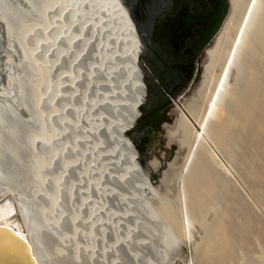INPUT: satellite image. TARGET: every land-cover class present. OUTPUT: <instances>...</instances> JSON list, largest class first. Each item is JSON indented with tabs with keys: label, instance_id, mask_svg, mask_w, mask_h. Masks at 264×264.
Listing matches in <instances>:
<instances>
[{
	"label": "bare ground",
	"instance_id": "6f19581e",
	"mask_svg": "<svg viewBox=\"0 0 264 264\" xmlns=\"http://www.w3.org/2000/svg\"><path fill=\"white\" fill-rule=\"evenodd\" d=\"M27 3L29 7L13 0H0V15L7 38L16 41L18 47L15 52L19 51L16 52L19 59L10 64L17 66L19 72L8 73L9 85L7 90L0 93L8 94L13 82L17 84L20 93L17 100L20 104L7 98L9 96L6 94L3 95L4 99L0 98V224L25 233L38 264H54L41 235L44 231L48 236L56 235L60 223L67 222L71 227L65 233L62 232L63 235L59 233L57 239L60 242L54 243L56 248L53 251L61 258L69 237L73 263L81 264L77 259L81 248L87 253L94 248L95 242L90 241L89 236L94 234L91 228L95 226V219L98 216L100 219L107 216L108 220L112 217L101 209V200H96L108 190L105 186L108 181L103 183L106 180L101 181V178L108 173L106 166L109 157L106 155L104 163L100 161L99 151L95 153L94 150L97 142L95 145L93 141L94 146L89 150L83 147V142H86L83 138H87L90 126L95 122L92 115L82 114L85 95L76 93L80 89L77 84L86 88L90 71L100 69L104 56L99 54L97 62L93 66L88 65L89 68H83L79 63L84 50L88 51L87 46L90 47L85 30L91 34L95 30L104 29L106 25H114L117 32L121 29L125 36L126 54L131 52L129 57L137 68L140 93L142 82L135 54L142 41L130 14L120 0H27ZM230 3L231 13L206 51L205 87L199 90V96L185 103L177 101L176 119L168 127L169 138L176 140L180 147L176 158L163 170L161 187L163 189L164 185H168L172 176L180 179L174 189L178 190L181 209L180 213H173L176 216H172L175 210L171 209L173 206L165 198L166 203L161 205L164 209L150 216L151 221H157V216L166 217L159 228L163 239L162 253L165 259L169 256L168 264H174L176 260H180L181 264H194L192 244L196 243V234L200 232L198 212L207 205L208 200H214V186L224 176H232L239 185L242 184L233 171L231 159L225 155L226 149L234 152L229 142L233 138L241 139V132L248 121H252L251 124L255 127H260L264 120L261 114L263 112L261 115L257 114L261 104L264 111V74L261 75L262 78L257 77L261 74L258 72L257 62L259 59L262 62L264 58V0H255V3L253 0H230ZM92 7L97 8L98 17L94 15L96 18L87 25L86 15L93 14L88 13ZM104 18L107 21H103ZM99 39L93 45L96 51L101 44ZM77 59L79 60L76 61ZM261 62L259 61L260 65ZM10 65L7 66V71L12 67ZM260 69L262 71V67ZM81 91L84 93V90ZM75 96H79L77 104L73 103ZM72 97L74 98L71 100ZM139 99L140 97L136 100L137 104ZM68 113H73L76 119L69 122ZM97 114H94V119L98 120L100 117ZM81 120L85 124H80ZM127 124L122 129H126ZM125 146L131 152L135 145L126 138ZM87 156L94 158L90 157L91 160L87 162ZM98 157L99 161L96 162ZM127 158L129 164L121 173L116 172L115 176L113 174V179L115 177L119 182L124 179L125 172L135 170L141 176V185L146 190L155 192L146 173L135 166L133 156L129 153ZM160 163L156 158L150 161L153 168H158ZM70 173L74 177H69ZM87 175H90L88 179ZM93 193L99 197H93ZM72 197L77 203L69 213L65 207H69ZM81 206L85 213L79 210ZM129 215V212L119 214L123 217ZM115 219V223H110L111 232L107 229L109 236H114L110 241L114 243L113 250L114 246L120 244L124 247L129 241V229L124 228L125 236H119ZM80 221L87 228L81 234L77 230ZM205 223L200 225L204 226ZM205 227L206 233L201 244L194 245L196 248L202 246L203 264L225 262L230 240L223 218L218 217L211 227ZM0 229L13 231L4 226H0ZM75 232L78 233L77 236H74ZM96 245L99 247L97 243ZM100 246V255L103 252L106 255L110 253L106 252V245ZM178 247L181 248L176 251ZM86 259L88 258L85 257V261Z\"/></svg>",
	"mask_w": 264,
	"mask_h": 264
},
{
	"label": "rangeland",
	"instance_id": "374dc122",
	"mask_svg": "<svg viewBox=\"0 0 264 264\" xmlns=\"http://www.w3.org/2000/svg\"><path fill=\"white\" fill-rule=\"evenodd\" d=\"M92 8H91L92 11L90 10L91 12L88 11V13L93 12V14L86 15L87 25H89L96 17H98V14L96 13L97 8H93V9ZM230 13H231V3L227 16L222 23L221 29L225 25V22L228 16L230 15ZM103 21H107V20H105L104 18ZM113 26L114 25H109L107 27L106 25L104 29L101 28L98 31L95 30L93 33H91L92 35L89 34L87 30H85V34L89 36L88 41L90 47H88L89 46L88 45L87 46L88 51L87 49L84 50L83 52L84 56H82L81 59L79 58L80 59L79 63L81 62L80 64L83 66V68H87L88 65L93 66V64L97 62V56H100L101 54H103L104 56L101 59L100 69L95 71L94 70L90 71L89 80L86 85V88L85 86L80 87L79 84H77V87H79L80 89H78L76 92L82 96L85 95L83 97V100L81 99L82 102L84 101L82 103L83 106L82 114L84 113L86 116L87 114H90V116L92 115L93 117L92 116L91 117L93 118V121L96 123V124L93 123V125L91 124V126L89 125L90 132L88 131L89 134L87 132L88 134L87 138H83L84 141H86L83 142L84 143L83 147L84 148L87 147V150H89L94 146V144L96 145L97 142V146L96 148H94V150H96L95 153L99 151L98 156L101 159L100 161L104 163L109 157V159L107 160L108 167L106 166V171L108 170L107 171L108 173H106V176H103L101 178V181L105 179L106 181L103 183H107L108 181V183L110 184L113 181L111 184L112 187H110L111 185L108 183L107 185L105 184V186L108 188L107 192L103 193V195H101L102 197L100 196L101 198H96V200L98 199L101 200L102 202V203L100 202L101 209L104 212L106 210V214L110 215V217L112 216L113 219L111 217L108 220L106 219L107 216H103V219H105L103 220L102 218L100 219L98 216V218H96L95 221L97 222L98 219L99 221L97 223L94 222L95 226L92 224L93 228H91L94 231L93 232L94 234L91 235L92 237L91 236L89 237H90V241L95 242L93 246L94 248L97 246L96 243L99 245V247H101L100 244H102V246L106 245L107 247L106 252L108 253L110 252V253L106 255V253L103 252L104 253L102 254L103 256L100 255L99 254L100 248L98 246L95 248V250L93 248V250L90 253L88 252L89 254L87 253L86 250H83L81 248L80 254L77 255V259L80 261L81 264L84 263L99 264L100 262H101L100 264L102 263L103 264H117V263L118 264H168L169 262L167 261V259L169 260V256L168 258L165 259L162 253L163 239H162L161 230L159 228L161 222H163V218L166 219V217L163 216V218H159L157 216L156 217L157 221L155 220L151 221L150 216H152L153 213H157L161 209H164L163 206L164 203L166 202L170 203L173 206L172 207L170 205L172 207L171 209L175 210L174 212H172V216H176L177 213H180L181 208L179 207V194L177 192L178 190L176 191V189H174L175 185L179 184L180 179H177V177L172 176L171 180L169 181V184L164 185L162 189L161 177L164 171H162V174H159L158 168H153L151 164H148L150 168L153 169L152 172L150 173H148L147 170L144 169L143 167L140 168L144 174L146 173L151 184L156 189L155 192L146 190L144 186L141 185L142 184L141 182L143 181L140 180L141 176L138 173V171L135 172V170L130 172H125L126 175L124 174L125 175L124 179L120 180L119 182L118 180L115 179V177L113 179V174L115 176L116 172H118V174L121 173L122 170L125 169L124 167H126V165L129 164V160L127 157L130 151H128L127 150L128 148L125 146V139L126 138L129 139L131 142L132 139L129 137L128 132L125 131L126 129H122V127L125 124H127L130 115L137 111L138 104L136 100L140 97L139 86L137 83L138 80L137 68L133 66V61L129 57L131 55V52L126 54L125 48L127 46H126V41L124 40L125 36L123 35L121 29H119L118 30L119 32H117L116 29L113 28ZM221 29L219 30V32L221 31ZM95 38L96 39L100 38L99 40L101 42L99 48L97 47L98 51H96L93 46L95 45V40H96ZM7 41H8V47L12 51L15 60L10 59L8 57L3 59V70L6 72L7 75H9L8 73L18 74L19 68L17 66L13 67L12 65H10L11 62L14 63L17 59H19V55H17L19 51L17 50L16 51L17 53L15 52V49H17L18 46L16 41L13 40V38L12 40H8L7 38ZM209 47L210 46L205 48V53L207 51V48ZM79 59H77L76 61H78ZM259 61L261 62V59H259L257 62L258 64L257 68H258V72H260L261 74H259L257 77L262 78L261 75L264 74V65H263L264 58L262 59L261 62V65L263 66L259 64ZM204 64L201 71V75L197 81V84L193 86L191 92L187 97H185L184 95L191 88L193 81L197 75L198 72L197 70L195 71V74L190 84L188 85L187 89L179 97L168 99L171 102L168 117L167 119H161V128L164 134L158 137L157 139H155V146L149 152L145 165H147L148 161H151L152 159L156 158L161 163L162 161H166L168 163V165L163 167L164 170H166L169 167L170 162H172L176 158L180 146L176 140H172L169 138L168 127L174 124V121L176 119L178 113L177 101L181 100L182 102L185 103L186 101L192 99L193 97L199 96L200 94L199 90L203 86L205 87V85L203 84L205 77ZM8 65L12 67L10 68V70L7 71L6 68ZM259 66L262 67V71L260 69L261 67ZM5 80H6V88H7V86L9 85L8 78H6ZM9 89L10 92H8V94L4 92L6 95L9 96L7 98L10 99L12 98L14 100L13 102L16 101L17 104H20L17 101L18 97L20 96L17 84L16 83L14 84L13 82ZM81 89L84 90V93H82L83 91H81ZM1 91L3 90H0V92ZM5 94L0 93V98L4 99L3 97L6 96ZM73 98L74 97H72L71 100ZM78 98L79 96H75V99L73 100L74 104H77L79 102ZM261 105L257 109L258 112L257 114L263 112L261 114H263L262 116H264V111L262 110L263 107H261ZM94 114L95 116L97 114L101 118V120L100 118L98 120L94 119L95 117ZM68 117H69V122L74 121L76 119L73 113L72 114L68 113ZM251 122L248 121V123L244 125V128L242 130L244 133L241 132L242 134L241 139L233 138L234 140L229 142V145L231 146V148H233L234 152L232 153V151H230L231 149L229 150L230 152L227 149L225 152V155H228L229 159H231L234 168L233 171L241 179L242 184L239 185L232 176H227V177L224 176V179L222 178V181L220 180L217 186H214L215 188L214 200H208L207 205L204 208H202L200 212H198L200 232L196 234L195 237L196 243L192 244V254L194 255V264H203L202 246L200 245V247L198 246L196 248L194 245L201 244L202 239L206 233L205 226H207L208 228L211 227L214 221L218 217L220 218L222 217L224 220L225 229L227 231L226 233L228 239L230 240L229 242L230 249H228L227 256L225 257L224 260L225 262L222 263L217 262L216 264H262L263 263L264 257L262 255L264 254V120L260 127H255V125L251 124ZM81 123H84L83 120H81L80 124ZM124 132L126 135L124 134ZM236 133H238V130ZM235 137H237V135H235ZM229 145L227 146L228 148H230ZM111 153L112 155L114 154L115 155L112 156L110 155ZM93 156H87L85 160L88 162L91 160ZM99 157L97 158L96 162L99 161ZM85 160L84 163L86 162ZM159 168L162 169V166H159ZM71 175L72 174L70 173L69 177H74ZM87 176L88 179L90 175ZM150 194H153V196ZM91 195L93 197H99L96 195V193H93ZM149 197L151 198V200ZM147 198L149 199L147 200ZM163 198L164 200H162ZM165 198L167 199V201ZM74 200L72 197V200L70 201L71 203L69 202V207L68 206L65 207L68 208V210L67 209L65 210L68 211L69 213L72 209L74 210L73 207L76 206L77 203L76 199ZM70 204H75V205H70ZM79 210L83 211L84 209H82L81 206ZM81 211H79L78 213L83 215ZM128 212L130 214L128 217L119 216V214L121 215L123 213H128ZM83 213H85V211H83ZM173 213L176 215H174ZM116 214L118 217L116 216ZM113 215H115V217ZM114 219L116 220L117 223L116 230L118 231L119 236L122 237L125 236L123 235L126 233V231H124V228L126 229L127 227L129 229L128 231L129 241L128 243L125 244L124 247H122L123 245L120 246V244L114 246L115 248L113 250L112 244L114 243H111L110 241H112L111 239H113L114 236L112 234H110L109 236V231L111 232L112 229L109 227H111L112 223H115V221L113 222ZM99 222L100 224H98ZM204 222H206L204 226L200 225L201 223ZM69 227L71 226H69L67 222L60 223L59 227L57 228L58 231L56 229L57 236L51 234H49L48 236L46 231H44L41 235L42 241L46 246L50 254V257L53 259L54 264L75 263V262L73 263L74 260L72 255L73 250L69 237H67L65 243L67 247L66 250L64 251V255L62 254L60 258V256H58L54 252L56 248L54 247L55 244L57 243L59 244L60 242L57 239L59 238L58 236H60L62 232L65 233L66 230L69 229ZM84 229L87 228L85 225H83V222L80 221L79 227L77 226V230L79 231L78 233L81 234ZM98 229H100L99 232ZM102 231H104L103 232L104 235L101 234ZM64 233H62L61 235H63ZM78 233L75 232L74 236H77ZM97 234L99 237L97 236ZM5 236L10 238L11 241H13V237H11L9 234L1 230L0 237H5ZM56 241L57 243H55ZM105 242L107 244H105ZM49 247H51L52 249ZM78 247L79 246H77V249L79 251ZM181 247H178L175 250L177 251ZM175 250L174 252H176ZM84 252H86L87 255H85ZM127 254L129 255L131 254V255L128 256ZM85 257L88 258L86 259V261H85ZM144 258L146 259L144 260Z\"/></svg>",
	"mask_w": 264,
	"mask_h": 264
},
{
	"label": "water",
	"instance_id": "95a60500",
	"mask_svg": "<svg viewBox=\"0 0 264 264\" xmlns=\"http://www.w3.org/2000/svg\"><path fill=\"white\" fill-rule=\"evenodd\" d=\"M25 7H29L27 0H13ZM125 5L128 13L130 14L137 32L142 41L141 46L136 52V59L139 66V72L142 82V89L140 93V99L138 109L135 113L130 115L128 120L126 131L129 137L134 142V150L130 152L133 156L134 164L143 167L148 173L152 172L153 169L149 167L150 161L145 165L149 152L155 146V139L162 136L163 130L161 128V119H167L171 102L168 100L169 97H179L190 84L195 71L197 75L193 81V84L189 91L184 95L187 97L191 92L194 85L201 75L203 64L207 61V55L205 48L211 46L214 42L219 30L222 27V23L227 16L230 8L228 1L226 13L220 21L216 31L208 42L203 45L198 54V59H193L190 76L185 81V76L179 75L171 78V75L166 74L168 71L164 65V59H161V55L157 50V45L153 41V32L156 26V22L160 15L166 11H172L175 9L177 0H120ZM14 59L12 51L8 47V41L6 36L5 24L0 15V90H7L6 83L3 84V74L6 78L9 76L3 70V59L5 58ZM6 82V81H5ZM158 100L155 107L160 106L157 110H154L151 115L161 119L158 122L157 133L153 139V142L147 147L151 140V135L154 133V128L151 124L138 129L137 126L143 117V111L147 106H150L153 101ZM145 151V152H144ZM144 152V154H143ZM168 165L166 161H162V169L158 167L159 174H162L163 167ZM0 226H6V228L13 230L9 232L2 230L13 237V241L8 237H0V264H38L35 256L32 253L30 244L24 232H19L17 229H11V227L0 224ZM1 231V229H0ZM16 234V235H15ZM18 237V238H17ZM174 264H181L180 260H176Z\"/></svg>",
	"mask_w": 264,
	"mask_h": 264
},
{
	"label": "flooded vegetation",
	"instance_id": "af4514ba",
	"mask_svg": "<svg viewBox=\"0 0 264 264\" xmlns=\"http://www.w3.org/2000/svg\"><path fill=\"white\" fill-rule=\"evenodd\" d=\"M228 1L230 2V0H177L174 10L160 15L154 28L153 41L157 45L161 59L165 61L164 65L168 71L166 74L171 75V78L180 73L187 81L193 70V59H198L200 49L216 31L226 13ZM5 79L3 74V84L6 83ZM157 103L156 99L146 107L137 126L141 129L151 124L154 128L145 151L153 142L158 122L162 117L151 115L154 110L160 108V106L155 107Z\"/></svg>",
	"mask_w": 264,
	"mask_h": 264
},
{
	"label": "snow or ice",
	"instance_id": "6c2138e0",
	"mask_svg": "<svg viewBox=\"0 0 264 264\" xmlns=\"http://www.w3.org/2000/svg\"><path fill=\"white\" fill-rule=\"evenodd\" d=\"M253 3H255V0H253ZM6 227V226H5Z\"/></svg>",
	"mask_w": 264,
	"mask_h": 264
}]
</instances>
